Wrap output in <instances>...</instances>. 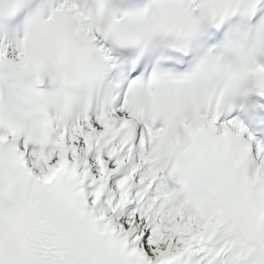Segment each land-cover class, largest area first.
Masks as SVG:
<instances>
[{"label":"snow or ice","instance_id":"6c2138e0","mask_svg":"<svg viewBox=\"0 0 264 264\" xmlns=\"http://www.w3.org/2000/svg\"><path fill=\"white\" fill-rule=\"evenodd\" d=\"M0 264H264V0H0Z\"/></svg>","mask_w":264,"mask_h":264}]
</instances>
